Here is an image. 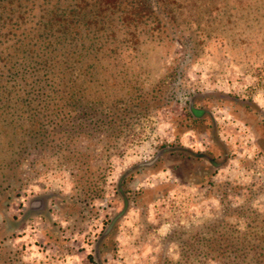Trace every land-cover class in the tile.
I'll return each mask as SVG.
<instances>
[{
  "label": "trees",
  "instance_id": "obj_1",
  "mask_svg": "<svg viewBox=\"0 0 264 264\" xmlns=\"http://www.w3.org/2000/svg\"><path fill=\"white\" fill-rule=\"evenodd\" d=\"M176 2L0 0V264L13 263L19 254L9 245L15 232L6 233L4 223L16 226L29 217L23 209L13 212V204L39 169L51 164L69 171L76 192L61 196L60 214H73L75 205L92 216L95 201L112 210L87 254L90 264H107L114 257L121 216L161 194L160 187L140 184L167 169L184 184L209 191L217 187L222 207L201 228L178 233L186 261L264 264V213L247 203L231 206L234 188L213 180L234 157L219 136L214 110H226L248 127L261 154L264 110L232 93L184 92L176 81L178 68L150 81L151 57L146 54L155 52L147 43L176 38L178 22L171 9ZM179 2L180 10H190L198 0ZM175 100L182 111L173 120L175 139L158 145L151 158L126 167L115 197L105 198L106 170L110 158L121 153L120 141L138 119ZM188 131L206 136L208 147L182 144L179 137ZM54 194L43 195L44 202ZM51 212L47 207L39 213L45 225ZM58 231L56 227L53 237Z\"/></svg>",
  "mask_w": 264,
  "mask_h": 264
},
{
  "label": "rangeland",
  "instance_id": "obj_2",
  "mask_svg": "<svg viewBox=\"0 0 264 264\" xmlns=\"http://www.w3.org/2000/svg\"><path fill=\"white\" fill-rule=\"evenodd\" d=\"M175 2L171 9L178 22L176 38L159 45L147 43L155 52L146 54L151 57L150 81L172 67L178 68L176 81L184 92L232 93L252 100L264 110V0H198L190 10H180L179 0ZM181 112L175 100L173 106L152 111L134 123L120 141L121 153L109 160L102 186L105 198L115 197L117 179L126 167L151 158L158 145L175 139L173 120ZM214 115L221 140L234 154L213 177L215 184L234 188V194L228 197L231 206L247 203L264 213V154L242 122L226 110L215 109ZM179 140L194 149L208 147L207 137L196 136L193 131L184 133ZM39 172L12 207L16 213L23 209L28 219L16 226L8 221L2 228L8 229L6 233L15 232L9 245L19 254L11 264H90L87 254L112 210L95 201L92 216L75 205L73 214H60L57 204L61 196L76 193L72 177L66 169L52 164ZM140 185L160 187L161 194L142 207L132 205L121 216L115 254L107 264H215L192 257L186 261L181 255L178 233L201 228L221 214L217 187L209 191L184 184L169 169L148 175ZM46 193H55L52 200L44 202ZM113 205L114 211L121 208L117 200ZM47 207L52 212L45 225L39 213ZM55 223L59 231L53 237Z\"/></svg>",
  "mask_w": 264,
  "mask_h": 264
}]
</instances>
